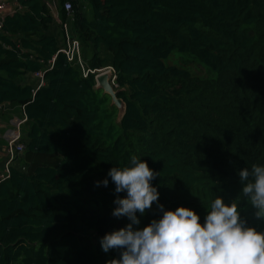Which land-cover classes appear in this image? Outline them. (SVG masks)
Returning a JSON list of instances; mask_svg holds the SVG:
<instances>
[{
	"label": "trees",
	"instance_id": "obj_1",
	"mask_svg": "<svg viewBox=\"0 0 264 264\" xmlns=\"http://www.w3.org/2000/svg\"><path fill=\"white\" fill-rule=\"evenodd\" d=\"M48 2L20 0L0 31V117H27L24 152L0 181V264L117 258L100 241L130 221L112 215L126 193L108 172L133 155L160 173L151 183L165 210L191 209L203 224L216 198L236 200L264 232L238 175L264 166V0H57L60 24ZM65 24L86 77L60 52ZM174 53L192 60L167 64ZM107 67L121 121L92 73ZM161 215L154 203L137 227Z\"/></svg>",
	"mask_w": 264,
	"mask_h": 264
},
{
	"label": "clouds",
	"instance_id": "obj_2",
	"mask_svg": "<svg viewBox=\"0 0 264 264\" xmlns=\"http://www.w3.org/2000/svg\"><path fill=\"white\" fill-rule=\"evenodd\" d=\"M238 175L242 195L256 209L255 218L264 220V166L253 164ZM158 176L160 173L135 155L127 165L108 172L115 192L126 193L114 201L112 215L130 221L125 228L101 239L105 253H118L108 264H264V232L248 226L236 200L229 204L216 198L201 224L191 209L171 211L159 204V191L151 183ZM102 183L107 187L109 180ZM154 203L161 218L137 227L141 224L139 217L145 216Z\"/></svg>",
	"mask_w": 264,
	"mask_h": 264
},
{
	"label": "built area",
	"instance_id": "obj_3",
	"mask_svg": "<svg viewBox=\"0 0 264 264\" xmlns=\"http://www.w3.org/2000/svg\"><path fill=\"white\" fill-rule=\"evenodd\" d=\"M20 0H1L0 1V31L3 29V23L5 16L8 14H13L17 11H20L22 8H14V3L18 5ZM12 7V8H11ZM65 10L71 12L72 7L70 3H65ZM66 33V48L61 49L60 52L66 54L70 62H75L83 68L84 76H88L90 70L85 69V64L81 55V44L78 40L73 39L68 32L67 25L64 26ZM35 76L40 79L38 88L44 85L43 73H36ZM116 77H114L115 80ZM114 84V82H113ZM1 111V107H0ZM27 122V117L23 115V118L13 119L11 122V127H8L4 132V138L7 141L6 145V157L7 161L5 164V171L0 174V181L8 178L10 176V168L15 162V159L18 155H21L24 152V144L22 143V131L21 127ZM0 127H4L1 125Z\"/></svg>",
	"mask_w": 264,
	"mask_h": 264
},
{
	"label": "water",
	"instance_id": "obj_4",
	"mask_svg": "<svg viewBox=\"0 0 264 264\" xmlns=\"http://www.w3.org/2000/svg\"><path fill=\"white\" fill-rule=\"evenodd\" d=\"M96 74V88L104 91L112 99V105L116 106L119 110L118 120L121 121L126 113L127 106L124 100L118 97V91L115 89L114 82V70L112 67L93 71Z\"/></svg>",
	"mask_w": 264,
	"mask_h": 264
},
{
	"label": "crops",
	"instance_id": "obj_5",
	"mask_svg": "<svg viewBox=\"0 0 264 264\" xmlns=\"http://www.w3.org/2000/svg\"><path fill=\"white\" fill-rule=\"evenodd\" d=\"M17 6L18 7H21L20 6V4L18 3V5H16L15 3H14V8H17ZM48 6L50 7V9H51V12H52V14H53V17H54V19H55V23L56 24H60L61 23V20H60V17H59V13H58V10H57V0H51L50 2H48ZM12 8V7H11ZM56 13V14H55ZM65 25H67V24H65ZM68 27V26H67ZM68 32H69V30H68ZM70 33V32H69ZM34 79H36L37 80V77L35 76L34 77ZM40 83V82H39ZM39 85V84H38ZM16 118H23L22 116L21 117H14L13 119H16ZM0 122H1V125L2 126H4V127H0V133L2 132V131H4L5 132V130L9 127V126H11V124L10 125H7L6 123H4L3 122V120L1 119V117H0ZM0 138H1V136H0ZM3 138H4V136H3ZM4 140L6 141V139L4 138ZM6 145H7V141H6V144L5 145H3L2 146V148H1V150H0V174L2 173V171H3V169H4V167H5V164H6V161H7V157H6Z\"/></svg>",
	"mask_w": 264,
	"mask_h": 264
},
{
	"label": "rangeland",
	"instance_id": "obj_6",
	"mask_svg": "<svg viewBox=\"0 0 264 264\" xmlns=\"http://www.w3.org/2000/svg\"><path fill=\"white\" fill-rule=\"evenodd\" d=\"M49 1H51V0H49ZM81 55H82V53H81ZM82 58H83V55H82ZM190 60H192V58L190 56L183 55V54H180V53H174L166 62H167V64H183V62H186V61L188 62ZM84 64H85V67H86V70H87V68H88L87 67V63L85 62ZM0 136L2 138L4 136V132H1ZM4 171H5V167H4L2 172H4Z\"/></svg>",
	"mask_w": 264,
	"mask_h": 264
}]
</instances>
